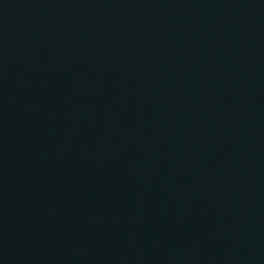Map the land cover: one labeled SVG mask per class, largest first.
Returning a JSON list of instances; mask_svg holds the SVG:
<instances>
[{"label":"water","instance_id":"1","mask_svg":"<svg viewBox=\"0 0 264 264\" xmlns=\"http://www.w3.org/2000/svg\"><path fill=\"white\" fill-rule=\"evenodd\" d=\"M0 264H264V0H0Z\"/></svg>","mask_w":264,"mask_h":264}]
</instances>
